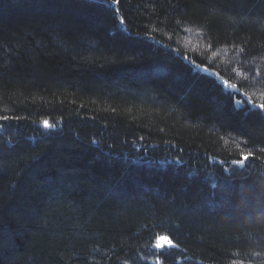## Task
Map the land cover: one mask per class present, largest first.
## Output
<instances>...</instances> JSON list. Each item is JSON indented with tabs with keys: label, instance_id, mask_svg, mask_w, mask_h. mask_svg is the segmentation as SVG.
Wrapping results in <instances>:
<instances>
[{
	"label": "trees",
	"instance_id": "obj_1",
	"mask_svg": "<svg viewBox=\"0 0 264 264\" xmlns=\"http://www.w3.org/2000/svg\"><path fill=\"white\" fill-rule=\"evenodd\" d=\"M261 105L264 0H0V264H264Z\"/></svg>",
	"mask_w": 264,
	"mask_h": 264
},
{
	"label": "snow or ice",
	"instance_id": "obj_2",
	"mask_svg": "<svg viewBox=\"0 0 264 264\" xmlns=\"http://www.w3.org/2000/svg\"><path fill=\"white\" fill-rule=\"evenodd\" d=\"M232 87H235V85H233ZM262 109H264V105L260 106ZM45 126H48V122L45 121ZM243 159L246 161L249 159L248 156H244ZM160 240L162 241L160 244L157 245L158 248H163L165 244H168L169 246H173L171 240L168 237H161Z\"/></svg>",
	"mask_w": 264,
	"mask_h": 264
},
{
	"label": "rangeland",
	"instance_id": "obj_3",
	"mask_svg": "<svg viewBox=\"0 0 264 264\" xmlns=\"http://www.w3.org/2000/svg\"><path fill=\"white\" fill-rule=\"evenodd\" d=\"M162 241L161 240H159V242H158V244H160ZM166 245H168V244H165L164 246H166Z\"/></svg>",
	"mask_w": 264,
	"mask_h": 264
}]
</instances>
